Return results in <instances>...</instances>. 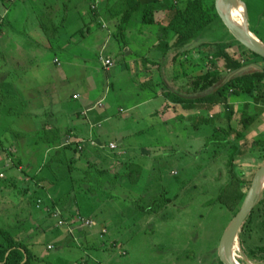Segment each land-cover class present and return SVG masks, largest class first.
Masks as SVG:
<instances>
[{"label": "rangeland", "instance_id": "rangeland-1", "mask_svg": "<svg viewBox=\"0 0 264 264\" xmlns=\"http://www.w3.org/2000/svg\"><path fill=\"white\" fill-rule=\"evenodd\" d=\"M240 1L244 16L245 9L247 10L248 22L245 20V23L248 29L252 32L251 25L259 22L257 28L264 31L263 22H257L258 15L264 14V0ZM28 2L33 7L32 0ZM106 2L107 0H102L100 8H106ZM204 3L207 8L214 3L216 9V0H205ZM180 6L183 7L184 4ZM44 12H47L45 8ZM32 13V22L20 29L32 38L34 45L40 46L51 40L49 32L52 31L43 29L42 19L36 17L34 11ZM92 13L91 11L95 18ZM118 20L112 19V23ZM112 23L106 21L107 25H102L103 31L97 25L94 26L97 40L88 45L90 49L84 54L73 53L78 58L68 52L56 53L51 48L46 51L45 47H39L42 51L39 49L32 57L27 56L24 60L23 66L33 68V72L28 75L15 68L12 59L16 54L13 42L3 36L0 38V227L15 233L22 232V235L26 232L30 241L36 239V254L44 259V264H77L80 261H87L89 264H223L219 259V245L237 215L230 207L213 200L231 180L228 153L224 152L215 160H210L212 153L202 150L212 134V127L193 130L188 125L189 121L181 117V108H166L165 97L156 95L160 91L158 85L149 88L142 86L144 82H155V76L156 79H163L159 75L164 74L165 79L171 75L169 79L175 88L187 91L192 82L207 71L202 68L206 61L204 54L195 50L203 41L193 42L189 49L177 55L170 63L175 64L174 67L171 65V71L166 70L167 65L163 62V73L158 76L155 74L151 82L144 79H150L152 74L145 78L144 73L138 74L132 64L137 58L134 56L135 52L151 61L163 59L164 49L155 46L160 26H133L129 33H125L128 46L123 41L110 38L103 52L106 55L113 53L115 57L121 58L109 72L105 71V56L101 51L114 28ZM9 25L6 23L3 28L7 37L11 32ZM77 25L60 28L56 36L58 42L50 43L62 46L76 29H87L80 21ZM111 33L110 35L113 34ZM229 33L224 23L217 21L203 37L207 40L231 42L235 44L232 48L238 52L239 46L233 41L236 39ZM76 36L78 35L74 37ZM121 46V51L113 49ZM129 50L133 54L121 56L124 51ZM122 60L124 64L125 61L129 63L132 69L122 67ZM250 61V64L245 63L246 72L264 67L261 60L255 58ZM4 72L8 76L6 81L1 78ZM25 79L26 81H22ZM9 83L18 86L17 100L8 97L13 92L7 88L6 84L11 86ZM74 95H78V98H73ZM104 97L103 108L93 109ZM149 98L153 99L147 102ZM89 107L92 110L88 117L94 122H101V125L97 124L92 128L96 133L95 142L100 147V151H95V154L111 169V175L120 171L127 173L126 166L130 162L138 164L142 174L136 185L126 176L119 178L114 184L109 179L97 183L100 189L97 195L101 200L96 208L90 200L86 201L87 197L83 199L80 196V207L82 205L84 213L90 215L96 223L94 227L82 228L77 219H68V212H63L59 207H51L53 199L43 200L42 211L36 208V204L34 208L30 204V194L37 188L32 176L41 171L50 147L40 140L39 136L44 133L40 129L49 123L80 124L84 118L72 112ZM158 110V115L152 114ZM218 110H222V106ZM184 115L190 117V112L187 111ZM263 130L264 121L261 120L253 127L251 136H256ZM15 132H22L25 136H13ZM85 141L82 146H88L91 139ZM63 142L62 145L73 146L72 139L68 141L66 138ZM111 144L117 149L112 150ZM70 155L81 160L82 169L77 172L80 176L85 167V158L80 159V153ZM263 165L264 163L242 164L238 167L239 175L248 181L245 186L246 194L255 172ZM93 185L86 183L84 188L88 189ZM160 195L171 201L159 213L144 215L138 209ZM57 211L70 226H58L54 216ZM248 218L246 229H241L239 233L241 253L237 260L240 264H245L244 259L252 262L249 259V255L253 257L251 250L264 246V190L258 195ZM37 220H45L47 227L46 232L39 236L35 234V229L30 230V224ZM64 233L67 234L66 238ZM95 238L106 242L102 247L97 242L100 244H97L98 248H92ZM49 244H54V248L47 249Z\"/></svg>", "mask_w": 264, "mask_h": 264}, {"label": "trees", "instance_id": "trees-1", "mask_svg": "<svg viewBox=\"0 0 264 264\" xmlns=\"http://www.w3.org/2000/svg\"><path fill=\"white\" fill-rule=\"evenodd\" d=\"M205 0H107L106 8H102L104 14L112 19H119L112 23L111 30L114 36L125 41V33L140 20L144 25H158L161 30L160 39L165 41L164 50L171 52L174 56L189 49L193 42L203 41L195 48L199 53L204 54L206 61L202 68L207 71L192 82L191 88L187 91L179 90L173 86V82L164 75L163 79H156V71L153 72L148 81H155L147 85H157L160 91L157 96L164 95L174 104H179L183 110L190 112V117L181 114L182 118L189 121L193 130L199 131L205 127H212V134L204 144V150L210 151V160H215L219 155L228 153V165L230 171V182L221 189L220 194L214 202L230 207L237 215L246 196L247 180L238 173V167L242 164L264 163V130L259 131L256 136L251 132L256 123L264 121V67L252 72L244 71L245 63L250 64L251 59H264L251 52L238 41V52L235 51L231 42L224 40H207L203 35L209 27L219 21L220 16L215 9L214 3L206 7ZM180 4H184L183 7ZM92 9L96 20L99 19V12ZM159 13H164L159 17ZM94 18V17H93ZM94 18V19H95ZM163 19V24L162 20ZM264 24V14L258 15V21ZM161 22V23H159ZM100 23V22H99ZM110 23V24H111ZM258 23L251 25V30L264 43V31L257 28ZM102 26V24L100 23ZM51 27V28H50ZM49 32L50 39L56 38L59 33V26H43ZM230 34V33H229ZM232 37V35L230 34ZM231 43V44H230ZM233 47V48H232ZM246 57V60H243ZM159 69V68H157ZM161 72L163 70L161 66ZM196 97V98H191ZM241 102H243L241 104ZM243 105V106H242ZM222 106V110H218ZM40 140L49 145L51 150L48 153L47 161L39 173L32 176L37 189L31 195V203L35 208L37 199H47L49 194L52 197L51 207H59L63 212H68L70 221L79 216L90 218L80 207V196L96 207L100 202L98 197L99 187L97 183L109 179L112 184L126 176L130 182L137 184L141 177L142 169L137 164L130 162L126 167L127 173L117 172L111 175V169L103 164L102 158L94 153H86L87 145L79 150L74 142L73 146L62 145L61 136L55 129L45 130ZM80 153V159L85 158V167L78 176L77 172L82 169L81 160L72 157L70 154ZM101 157V156H100ZM109 175H111L109 178ZM94 178V179H93ZM94 185L88 189L84 184ZM95 186V187H94ZM171 199L160 195L138 209L144 215L157 214L164 206H167ZM47 202H49L47 200ZM48 205V204H47ZM51 210V209H50ZM152 213V214H151ZM93 214V212H92ZM66 215V214H65ZM248 219L242 229H246ZM264 230V222H262ZM22 232H14L8 228L0 227V264H44V259L38 257L29 244L25 242ZM101 247L104 242L99 240ZM95 242L92 248H98ZM99 244V245H100ZM249 259L255 264H264V246L251 250ZM77 264H89L87 261H80Z\"/></svg>", "mask_w": 264, "mask_h": 264}, {"label": "crops", "instance_id": "crops-1", "mask_svg": "<svg viewBox=\"0 0 264 264\" xmlns=\"http://www.w3.org/2000/svg\"><path fill=\"white\" fill-rule=\"evenodd\" d=\"M32 2H33V7H30L31 5H29L30 3L28 2V0H24V1L23 0H0V8L2 9V14L0 15V21L2 20V22L0 24V32H1L0 38L3 36L4 39L8 38V41L10 40L13 42L14 50L16 51V54L12 58L15 62V68L17 70L21 71V73H23L25 75L32 73L33 68H28L27 66H23V65H25L24 60L26 59L27 56L32 57V55L34 53H36L37 51H39V49L41 47H45L46 51H48L51 48V50H54L56 53H59V52H66L67 53L68 52L69 54H72L74 57H77L79 54H84L86 51H88L90 49V46H88V45H91L92 43L96 42L97 38L95 35L96 31H94V29H93L94 26L97 25L103 31L102 26L97 24V23L103 22L102 25H105L106 21H108L109 24L111 23L109 17L105 16L104 14L102 15L103 10H102V8H100L102 0L97 5V8H98L97 10L98 11L100 10L99 12H101V14L99 13V15H98L99 19H97V20L93 18V15H91V11L93 9L92 6L94 5V0H32ZM44 8L47 10L46 13L44 12ZM29 10L30 11L33 10L36 17H39L40 19H42V27L43 26H59V30H60V28H63V27H70L71 24L73 25V27H75V26L77 27L78 26L77 24L80 21L84 25V28H87V29L82 30V27L76 29L75 32L72 34V37L69 38L67 40V42L62 46L61 45H58V46L54 45V43L51 44L53 41H55L56 43L58 42L57 37H56V39L52 38L51 40H47L45 42V44H40V46H36V45H34V41L32 40V38L31 37L29 38L25 33H22L21 29H20V27H27L28 24L30 22H32L31 19L34 17L33 13H32L33 11L30 12ZM163 14L164 13H159V17H161ZM160 20H162L161 22L163 24V19L161 18ZM84 21H86V22L84 23ZM161 22H159V23H161ZM6 23L10 24L8 26V28L11 30L9 37H7L6 32L4 33V30H3ZM139 24H140V26H139ZM37 25H40V24L37 23ZM135 25L137 26L136 28L145 27V25L143 23L142 24L140 23V20L136 21L133 26H135ZM133 26L131 28H133ZM110 33L108 35L109 36L108 40L104 43V47L102 48L101 53L103 52L104 49H106L105 46H106V44L110 38L111 39H113V38L117 39L114 36V34L111 33L112 35H110ZM16 34L18 36H16ZM75 35H78V36L74 37ZM117 40L119 42L121 41L119 39H117ZM138 43H140V42H138ZM55 46H57V47H55ZM126 46H128V44ZM155 46L157 48L163 49V47L165 46V41L163 39L161 40L159 37L158 40L156 41ZM122 47L123 46H121V48L114 47L113 49L116 51H121L123 49ZM34 48H35V52H33ZM40 50L42 51V49H40ZM164 51H165V53H164L165 56L163 57V59L161 61H159V60L151 61L146 57H141L140 55H138V53L135 52L134 56H136L137 58H136L135 63H133L132 65L135 67V70L137 71L138 74L144 73L145 78H147V77L149 78L150 74H153L154 71H156L157 76L160 73H163V70L161 72L160 69H161V66L163 68V65H165V64L167 65V67L165 66L166 70L171 71L173 69V67L175 66V64H170V63H171V61H173L175 59V57L177 55L174 56V54H172L171 52H168L166 50H164ZM73 53H76L78 55H75ZM102 54H104L106 59H111L113 61L114 65L105 70V71L111 72L113 70V68L116 67L117 60L121 57H115V55L113 53L106 55L105 52H103ZM131 54H133V52L129 50L128 52L124 51L123 55H121V56H125V55L130 56ZM163 62H165V64H163ZM121 65H123L122 67H126V69H132L131 65H129V63H127L126 61L124 64V61L122 60ZM171 65H173V67ZM157 68H159V69H157ZM6 73L7 72H4L2 74V75H4L1 77V78H3V81H6L8 78V76H5ZM162 75H164V74H162ZM170 76H168V77L170 78ZM144 80H149V79H144ZM22 81H26V79L22 80ZM19 82H21L20 79H19ZM142 82H144V81H142ZM144 83L142 84V86L144 88L150 87L149 85H146V83L145 84ZM155 83H157V80L155 81ZM9 84L11 86L6 84L7 88H9V90H12L13 92L11 94L9 93L10 95L8 97H11L13 100H17L19 98V94L17 93L18 86L15 84H12V83H9ZM27 86H29V85H27ZM0 89H2V87ZM109 90H110V88H109ZM151 90H152V88L150 89V91ZM14 92H16V94ZM76 94H79V93H76ZM74 96H76V95H74ZM161 96L164 97V95H161ZM81 98H82V96H81ZM1 99H2V96H1V92H0V100ZM152 99L153 98L147 99V102L151 101ZM164 99L167 102L166 108H173V109L181 108L183 110V107L181 105L174 104L169 99H166V98H164ZM103 100H105V97L100 99L93 106V109L103 108ZM100 103H101V105H100ZM85 106H86V104H85ZM90 107L87 109H81V110L79 109V110L72 112V114H77L79 117L84 118L83 119L84 121H82V123L79 122L80 124H75L76 127H75V125H73L74 123L67 124V125H70L71 127L64 125V123H49L48 125H45V127L41 128L40 130H41V132H44L46 129L47 130L55 129L59 133V135L61 136L62 142H63V140H66V138H68V141L72 139L73 144H74V142H76V143L78 142V144H76L77 147H79V143L80 144L84 143V140L90 141V139H91L90 142L88 141L89 145L87 146L86 153L89 155H92L95 153V151H100V149H98V148H100V147H98V143L95 142L96 141V133L94 132V129L92 130V128L95 127L97 124L101 125V122L100 121L94 122L91 118L88 117V114L92 110V108H90ZM121 111H123V110L121 109ZM159 112L160 111L158 110L152 114L158 115ZM185 112L186 111L183 110L182 114H184ZM165 123H166V121H165ZM16 134H19V136H25L22 132H15V134L13 136H16ZM26 138H27V136H26ZM75 139H78V140H75ZM121 142L122 141H120V143ZM47 146H49V145H47ZM83 147H84V145L82 146V149H79V148L78 149L83 150ZM116 149H112V150H116ZM50 150H51V148L49 147L48 151H50ZM16 170L19 171V168H16ZM16 175H18V174H16ZM36 189L37 188L33 189V191H35ZM31 195L32 194H30V196ZM47 199L51 200L52 197L48 194ZM43 200H44L43 198H40L36 201V208L38 210L41 209V211H42V209L44 208L43 207V204H44ZM44 201H46V200H44ZM30 226H29L30 230L35 229L34 232H35V234H37V236H39L41 233L46 232L45 230L47 228L45 220L33 221L32 224H30ZM97 232L99 233V231H97ZM64 235L66 238L67 234L64 233ZM27 236L28 235H26V232H25V235H22V238L25 240V242L27 244L30 245L33 252L36 254V250H35V248L37 246L36 239H34L33 241H30V239L29 240L27 239ZM69 240H70V238H69ZM62 241L64 242V239ZM95 241L100 242V241H97L96 238H95ZM54 246H55L54 244H52V245L49 244V245H47V249L49 247H50L49 249H51L52 247L54 248ZM37 256L40 257L39 255H37ZM40 258H42V257H40Z\"/></svg>", "mask_w": 264, "mask_h": 264}, {"label": "water", "instance_id": "water-1", "mask_svg": "<svg viewBox=\"0 0 264 264\" xmlns=\"http://www.w3.org/2000/svg\"><path fill=\"white\" fill-rule=\"evenodd\" d=\"M241 2L240 0H216V10L218 15L220 16L222 22L227 27L228 31L234 36V38L246 47L251 52L259 55L264 59V43L260 41L258 38L255 40L252 38V32L245 33L244 31L238 29V27L234 24L233 19L230 15V10L237 3ZM245 20L248 22V14L245 9ZM196 98V97H191ZM264 175V165L261 166L254 174L252 180L250 181V186L247 190V194L243 205L229 226V228L225 231L220 245H219V259L223 264H239L236 263L234 258L232 257V247L234 242L239 239V233L241 232L242 226L252 209L256 205V201L258 195L260 194V189L258 187V180ZM245 264H253L248 259H244Z\"/></svg>", "mask_w": 264, "mask_h": 264}, {"label": "bare ground", "instance_id": "bare-ground-1", "mask_svg": "<svg viewBox=\"0 0 264 264\" xmlns=\"http://www.w3.org/2000/svg\"><path fill=\"white\" fill-rule=\"evenodd\" d=\"M230 15L233 19L234 24L238 27V29L244 31L245 33L250 32L248 29L246 23H245V16L244 13L239 5V2H237L232 9L230 10ZM252 34V33H251ZM252 38L255 40L257 37L252 34ZM258 187L260 189V192L264 190V175L258 180ZM240 244L239 240L237 239L234 242V245L232 247V257L234 258L236 263H239L237 260L238 254H240ZM240 264V263H239Z\"/></svg>", "mask_w": 264, "mask_h": 264}, {"label": "built area", "instance_id": "built-area-1", "mask_svg": "<svg viewBox=\"0 0 264 264\" xmlns=\"http://www.w3.org/2000/svg\"><path fill=\"white\" fill-rule=\"evenodd\" d=\"M100 0H94V5L92 6L93 9H96L97 8V5L99 4ZM2 14V9L0 8V15ZM2 20L0 21V24H1ZM1 33V32H0ZM103 65L106 67V68H110L114 65L113 61L111 59H106V58H103ZM74 98H78V95L74 96ZM101 105V103H100ZM112 149H116L115 145L112 144L110 146ZM79 149H82V146L81 144L79 143ZM1 177H4L2 174H1ZM54 216L56 217L57 221H58V226H63V225H68L70 226V224H68L67 222L64 221V219L62 218V214H59V212L57 211ZM77 223L79 224V226H81L83 228V226H87V227H94L96 225L95 223V220L91 219V218H87V217H83V216H79L77 218ZM80 227V228H81Z\"/></svg>", "mask_w": 264, "mask_h": 264}]
</instances>
